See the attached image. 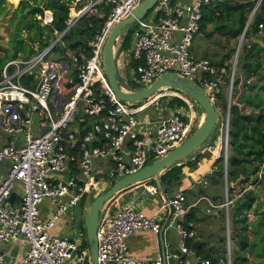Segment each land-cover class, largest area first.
Masks as SVG:
<instances>
[{
	"label": "built area",
	"instance_id": "built-area-1",
	"mask_svg": "<svg viewBox=\"0 0 264 264\" xmlns=\"http://www.w3.org/2000/svg\"><path fill=\"white\" fill-rule=\"evenodd\" d=\"M138 1L70 0L63 26L53 28L49 37L47 32L41 35L48 39L46 44L38 46V41L34 42L29 55L18 53L0 66V165L7 163L0 169V264H10L3 247L8 243L24 246L18 264H85L89 246L81 245L70 233L55 231L57 222L71 217L81 200L89 202L91 195L103 191L106 181L135 172L165 155L195 128L196 102L181 89L164 85L142 100L129 102L119 98L108 82L102 64L103 45L113 24L129 15ZM218 1L156 0L153 13L148 15L147 11L134 20L133 48L128 49L127 61H116V76L121 87L132 90L148 86L163 74L175 73L194 82L207 95L217 113L213 134L218 136L194 152L209 153L213 158L195 182L207 186L209 176L220 171L224 197L214 202L202 195L189 204L185 191L178 189L166 195L155 211L147 213L132 202L122 201L117 192L99 211L97 264H235V226L229 212L263 178L264 160L244 181L240 182L243 176L235 181L228 179L229 110L234 102L237 56L247 42L245 29L260 0L239 34L245 40L237 44L236 56L229 64L215 63L190 51L202 6ZM95 13L104 16L100 27L86 46H71L65 36L80 19ZM38 16L43 25L53 21L51 9L43 8ZM262 27L258 23V28ZM130 59L134 62L130 72L138 83L134 85L127 74ZM222 86L227 89V106L219 117L221 107L216 100ZM161 97L177 99L176 109L148 114L146 108ZM39 128L43 131L35 135ZM97 161L107 162L98 176ZM140 184L147 193H158L154 178ZM11 191L16 195L9 202ZM201 199L207 200V211L213 215L222 209L226 220L221 251L211 257L197 252L199 244L193 247L200 234L193 218L186 215ZM45 200L52 206L43 217ZM262 210L264 203L252 200L242 217L247 222ZM168 227L176 229L174 248L167 239ZM146 228L161 242L159 254L150 259L134 256L127 248V238Z\"/></svg>",
	"mask_w": 264,
	"mask_h": 264
},
{
	"label": "trees",
	"instance_id": "trees-1",
	"mask_svg": "<svg viewBox=\"0 0 264 264\" xmlns=\"http://www.w3.org/2000/svg\"><path fill=\"white\" fill-rule=\"evenodd\" d=\"M257 0H220L216 4H205L201 8V18L199 20V31H202L207 23H213L214 28L218 29L222 34L225 36H232V37H238V35L243 31L244 25L248 19V14L251 12L252 8L254 7ZM70 0H19L18 5L14 8L12 11V17H11V25L13 26V30L11 32V39L12 40V52L11 54H5L0 60L6 61L7 59L16 56L19 52L26 56L29 55L32 51H34L33 43L37 42L38 46H43L48 42V39H44L41 37V35L44 32H47V36H50V32L53 28H60L63 26L64 18L67 15L68 11V3ZM29 6V9L25 11V7ZM51 9L53 13V21L51 24L43 25L40 23V18L38 14L40 15L42 13L43 8ZM7 9V1L6 0H0V13L5 12ZM102 11L106 12V9L101 8ZM104 20L103 15H98L97 13L84 17L80 19L78 24V30H77V36L78 39L76 41L70 43L71 46H86L87 40L92 37L93 32L95 29L100 27ZM258 23L264 24V0H260L258 6L256 7L252 18L245 30V33H247V30L249 28H258ZM23 31L26 32V35H23ZM130 29L128 28L126 31V34L124 36V40L121 43L122 47L126 46V38L128 36ZM212 30L209 31L211 33ZM247 42H245L242 45L241 52L243 49L246 50V52H250L254 49V46H257L258 43L253 40V37L247 36ZM121 47V49H123ZM240 52V54H241ZM239 54V55H240ZM239 59V56H238ZM133 60H132V62ZM3 64V63H2ZM244 68L246 67L243 64ZM251 69L248 68V72H250ZM247 79V78H246ZM180 101V100H179ZM264 115V113L260 114H247L244 115V118L247 119H254V125L252 128H254V136L256 138V144H249V141L252 139L253 133H248L247 131V125L241 126V128L244 129L242 138L244 139L243 142H238L239 144H233V151L229 152L231 154L228 155V160L231 165H239V171H242L243 173L247 174L246 171L248 167V163L251 162L253 165L252 173L258 168L259 163L264 160V133L260 131L258 120L260 119L261 115ZM243 118V119H244ZM242 121V118H240ZM233 121H236L235 119ZM234 123V122H233ZM238 131L236 132H230L229 128V143L232 146V142L234 139L232 138V135L235 136ZM242 146L243 149H239L238 147ZM237 150L241 152V156L237 155ZM246 155V156H243ZM191 154L186 157L183 162L180 164H174L170 168L164 170V172L160 175V181L162 185L164 186V192L168 194L167 189L169 186H172L175 181L180 179V175L182 174V165L183 164H189L191 167L195 165L196 158H191ZM198 154H196L197 156ZM228 177L231 175L232 177H238V174L235 175V172H232L231 169L228 170ZM220 174V171L218 172ZM230 176V177H231ZM210 177V176H209ZM231 177V178H232ZM244 178L240 179L241 181H244L248 178L247 176H243ZM176 178L177 180H175ZM229 179V178H228ZM239 179V178H238ZM236 178L229 179V180H238ZM178 182V181H177ZM252 189L245 192L244 196L237 200L233 206V214H234V225H235V234L234 237L236 239L237 245L240 248H244L248 245V241L245 235L241 234L239 230L245 226H239L236 229L237 223L242 222L245 220V218L241 217L243 213V209L249 206L252 200H254V196L251 194ZM264 211H262V214L256 219L258 221L252 222V224L258 223L261 219L264 218L263 216ZM191 217V216H190ZM202 241H200V244L197 247V252H200L204 256L211 257L212 252H202V249L200 250L202 246ZM246 259L245 254H238L234 256V263L235 264H241L243 260Z\"/></svg>",
	"mask_w": 264,
	"mask_h": 264
},
{
	"label": "crops",
	"instance_id": "crops-1",
	"mask_svg": "<svg viewBox=\"0 0 264 264\" xmlns=\"http://www.w3.org/2000/svg\"><path fill=\"white\" fill-rule=\"evenodd\" d=\"M178 1L188 2L190 0H178ZM210 30H212L211 35L215 34L218 37L220 36L221 39H227L229 43H233L234 40L237 38V37H232V36H226L227 37L226 38L225 35L222 34L218 29L214 28L213 23H207L206 27L202 31L199 32L200 37L204 39L206 43L208 42L207 36L210 35L209 33ZM247 34L248 36L253 37V40L256 41L258 45L254 46V49L251 50L250 52H246V50L243 49L241 54L239 55L236 92L233 93V90H232V96H233L234 102L239 105L238 117L235 116V110L233 108L230 107V110H229L230 111V123H229L230 132L238 131V133L235 134V136L232 135V138L234 139V141L232 142V146L230 144L229 152L233 151V144H239L238 142L244 141V139L242 138L243 132H244V129L241 128L242 124L247 125L248 133L254 132V128L252 127L254 125L255 120L244 118V115H247V114L256 115V114L264 113V25L262 28H249L247 30ZM201 49H202V46L201 48L195 49L194 56H197V57H204V56L207 57L208 56V57H211L212 61L215 63H224L225 61H227L228 56H227V53L225 54V52L223 54L216 55V50L213 48H209V52L208 51L206 52L205 49L204 50H201ZM123 53H124L123 50L120 49L119 53L116 54V61L118 62L120 61V58L123 55ZM129 61H132V59H130ZM243 64L246 66L245 68ZM248 68L251 69L250 72H248ZM246 78L249 79L248 82L246 81ZM223 88H224L223 93L220 95L219 100H220V105L224 110L223 111L224 113L226 110V106H227V103H226L227 89H226V86H223ZM175 109L176 108L174 109L170 108L169 110H167L166 112H163L162 114L169 113ZM197 112H198V107H197ZM152 113L154 114L155 111L148 112V114L150 115H152ZM218 116L220 117V113L218 114ZM197 117L198 119L200 117V120L202 118V116L199 114ZM240 118H242V121H240L241 120ZM234 119L236 121H233ZM199 121L197 120V122ZM258 124L260 125L259 126L260 131L264 133V115L263 114L260 116V119L258 120ZM217 136H218V133L213 134L211 137L212 138L211 140L215 141ZM251 143L256 144L255 146H257L258 144L256 142L254 133L252 135L251 141H249V144ZM238 148L243 149L242 146H239ZM192 155L194 156V158H196L195 165L192 167L189 164L184 165V166L182 165L183 176L179 179L180 181L178 180L179 181L178 184L180 186V188L178 187V189H183L185 192L189 190L197 192L198 189L201 188L200 186L202 185L197 184L195 182V179L201 176L213 162V158L209 153L198 154L197 156H196V153H193ZM237 155L241 156V152L238 150H237ZM243 156H246V155L243 154ZM183 160L181 162H183ZM181 162H178L177 164H180ZM105 165H106L105 161H97L96 163L97 172L95 173L96 176L104 172L105 168H103V166ZM4 166H5L4 164H1L0 169L2 170ZM189 168L192 169L191 174L187 173V171H189ZM252 168H253V165L251 164V162L248 163V167L246 169L248 173L245 174L242 171H239L238 164L231 165L228 160V170L231 169L232 172H235V175L238 174V177L236 176L232 177L230 175L232 177L231 179H234V178L238 179L244 175L245 176L248 175L249 177L250 175H252ZM102 169L103 171H101ZM186 175L189 176V178L186 179ZM220 178L222 177H221V174L219 173L210 175L208 184H210L212 181L214 182L218 181L220 180ZM202 187H206V186H202ZM172 191H173V187L169 186L167 189V192L169 193L168 194L165 193V196L172 194L173 193ZM117 195L119 198L122 199V201L132 202L134 206L143 209L147 213H151L155 211L159 207L160 203L163 201V198L160 195L159 190L157 194L148 196L147 192L144 190L143 185L140 184L139 182L124 187L123 189L118 191ZM202 195L208 196L206 194L199 193L197 197L202 196ZM156 196L162 198V201L159 204H158V201L156 200L153 201L154 197L156 198ZM197 197H195V199ZM193 201L188 200L187 203L191 204ZM80 203H83V200H81L79 204ZM51 206L52 204L48 200H45L42 203L41 215L43 217L48 215ZM193 206L195 205H191L189 207L188 212ZM188 212L186 214L187 216H188ZM188 217L193 218L192 216L191 217L188 216ZM69 222H70V217L65 216L64 218H62L61 220L57 222L54 230L57 232L69 233V230H68ZM198 233L200 234L199 240L203 242V239H204L203 234L208 233V232H205L202 235H201V232L198 231ZM167 239L173 248L177 246V233L174 227L167 228ZM213 244L214 242L210 241L209 245H213ZM17 246H18L17 243H8V244L3 245L4 249L7 252L6 256L10 264H18L22 260L23 249L22 250L18 249V251L15 252L14 250ZM127 248H128V252L134 256L150 259V258L156 257L159 254L161 250V242L159 240L158 235L155 234L152 230L148 228L140 229L132 233L127 238ZM19 250H20V253H19Z\"/></svg>",
	"mask_w": 264,
	"mask_h": 264
},
{
	"label": "rangeland",
	"instance_id": "rangeland-1",
	"mask_svg": "<svg viewBox=\"0 0 264 264\" xmlns=\"http://www.w3.org/2000/svg\"><path fill=\"white\" fill-rule=\"evenodd\" d=\"M6 1H7V9L5 10V12L0 13V58H2L5 54H7V53L11 54V52H12V47H11L12 46V43H11L12 40H10V39H11V32L13 30V26L11 25V17H12V11L14 10V8L19 3V1H17V0H6ZM153 11H154V6H152L148 10V12H147L148 15L153 13ZM134 26H135V23H134V21H132L127 26L126 30L117 39V44L115 46V49H116V53H119V51L122 47L121 43L124 40V36L126 34V31L128 28L130 29L128 36L125 39L126 40V46L122 47L124 49V51H123L124 53L121 56L120 61L122 60V58H124V60L127 61L126 59H128V49H130L132 51L133 44H134V36H133L132 31H133ZM77 30H78V24L73 26L71 28V30L68 32V34L65 36V39L68 40L69 44L76 41V39H78ZM199 32L200 31H198L193 36L192 44L190 46V51L194 54L195 49L201 48V46H202L201 50L205 49L206 52L207 51L209 52V48L215 49L216 55L223 54L225 52V54L227 53V56H228L227 61L224 62L225 64H229L230 60L235 58L237 44L240 41L243 42L245 40L242 37V35H238V37L234 40L233 43H229V41L227 39H221L220 36L218 37L215 34L211 35V33H210V35L207 36L208 42L206 43V41L200 37ZM23 35L24 36L26 35L25 31H23ZM246 35L248 36L247 33H245V36ZM239 54H238V56H239ZM19 55H21V53ZM238 56H237V58H238ZM207 58L212 60L211 57L207 56ZM2 63H3V60H0V66L2 65ZM238 66H239V59H238L237 69H238ZM133 67H134V64L131 63L128 66L129 71L127 72V74L129 75V77H128L129 82L132 85L138 84L135 81V79L132 77V74L130 72L133 69ZM237 69L235 71V75L233 78V80H234V84H233L234 87H232L233 93L236 92L237 75H238ZM118 83L122 85L120 80H118ZM223 89L224 88L222 86V91L217 96L216 102L219 105H220L219 97L223 93ZM262 98H263V96H262ZM126 101H128V100H126ZM177 101L178 100L175 98L170 99V97L169 98L168 97H161L160 100H157L154 103H152L150 106H148L146 108V112L155 111L156 115H160L163 112H166L167 110H169L170 108L174 109L175 103ZM129 102H131V101H129ZM197 107L198 106L196 103V105H195L196 116H198ZM220 107H221V105H220ZM221 110H222V112H220V115L223 114V111H224L222 107H221ZM199 120H200V117H199L198 121ZM42 131H43L42 128H39L38 130H35L34 134L35 135L40 134ZM189 154H191V153H189ZM179 162H181V161H179ZM2 164H4L5 166L7 165L6 162H4ZM184 165L185 164H183V166ZM182 176H183V172L180 175V178ZM105 177L106 176L104 175V178ZM262 177L263 178L258 182V184L254 185V188L252 189V193H251L255 197L254 201H256L259 205H262L264 203V174ZM187 178H189V176L186 175V179ZM228 178L231 179L230 176ZM174 179L177 180L176 178H174ZM142 181L143 180L139 181V183ZM177 181H175L174 185H172V187H173L172 192H175L176 190H178V187L180 188V186L178 184V182L180 180L178 182ZM133 184H135V183H133ZM200 187L201 188H199L197 192H194L191 190L185 192V194L187 196V202H188V200L189 201L195 200V197H197V195H199V193L206 194V195H208V197L211 196L212 199L214 200V202H220L224 197L225 186H224L223 178H220V180L215 181V182L212 181L206 187H202V186H200ZM228 191L230 192L229 189H228ZM147 194H148V196L151 195L149 193H147ZM94 196L95 195H91L92 198ZM155 200L158 201V204H159L162 201V198L156 196V198L154 197L153 201H155ZM87 206H88V202H86L85 200H83V203H80L79 205L75 206L72 209V216L70 217V222L68 225L69 233L74 238L79 239L80 244L84 245V246H89L88 240L86 237L85 226H84V214L86 212ZM209 208H210V206H209L208 202L206 201V199H201L198 201V203L195 206H193L189 210L188 216L193 217V220L195 221V224H196V228L198 229L199 232H201V235L205 232H208V233L203 234L204 239H203V243H202L200 250L202 249V252H207V251L211 250L212 253H217V252L221 251L220 248L223 246L222 238L225 234L224 229H225L226 220H224V214H223L222 209L218 210L217 215H213L212 213L207 211V209H209ZM262 211H264V210H262ZM262 211H260V213L257 216L253 217V219H251L247 222L245 219L244 221L237 223L236 229H238L237 227H239V226H245L242 228V230L240 229L239 232H241V234L245 235L244 237H246V239L248 241V245L244 248L238 247L237 242L235 243V254L234 255H238V254H245L246 255V259L243 260L241 262V264H264V218L261 219L258 223L252 224V222L259 220V219L258 220H256V219L262 214ZM263 216H264V214H263ZM229 219H230L231 223L234 225L233 208H231V210L229 212ZM234 234H235V232H234ZM210 241L214 242V244L209 245ZM23 248H24L23 245L17 246L14 251L17 252L18 249L22 250ZM20 250H19V253H20ZM85 264H89V260H87Z\"/></svg>",
	"mask_w": 264,
	"mask_h": 264
},
{
	"label": "water",
	"instance_id": "water-1",
	"mask_svg": "<svg viewBox=\"0 0 264 264\" xmlns=\"http://www.w3.org/2000/svg\"><path fill=\"white\" fill-rule=\"evenodd\" d=\"M155 1L156 0H139L132 8V11L129 15L116 21L111 27L102 48V64L108 82L112 90L119 98L128 101L142 100L153 93L160 86L167 85L177 87L196 101L198 106V114L201 115L202 118L196 124L190 135L179 145L171 148L165 155L153 159L151 162L145 164L135 172L106 181L104 190L90 199L84 214V226L89 245V264H97L96 228L99 211L103 204L124 187L147 178H154L159 193L164 199L165 192L160 181V175L164 172V170L186 158L189 153L196 152L204 142H207L211 139L215 131L217 113L214 105L209 100L207 95L190 80H187L175 73H167L159 76L151 84L142 88L126 90L118 83L116 76L115 49L117 39L132 21H134L136 18L142 17L149 10L154 5ZM255 5L253 9L255 8ZM28 9L29 6H26L25 11ZM247 23L248 20L246 21V24ZM230 107L235 110V116L238 117L239 105L233 102L231 103ZM15 195L16 192L11 191L7 197V200L12 202ZM199 242L200 240L194 241L192 244L193 247L198 245Z\"/></svg>",
	"mask_w": 264,
	"mask_h": 264
}]
</instances>
